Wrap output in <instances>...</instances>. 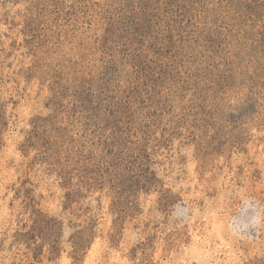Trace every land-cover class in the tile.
Here are the masks:
<instances>
[{
    "label": "rangeland",
    "instance_id": "rangeland-1",
    "mask_svg": "<svg viewBox=\"0 0 264 264\" xmlns=\"http://www.w3.org/2000/svg\"><path fill=\"white\" fill-rule=\"evenodd\" d=\"M0 264H264V0H0Z\"/></svg>",
    "mask_w": 264,
    "mask_h": 264
}]
</instances>
